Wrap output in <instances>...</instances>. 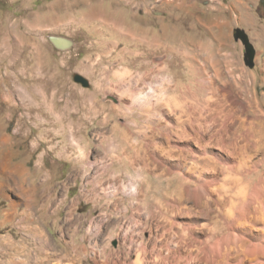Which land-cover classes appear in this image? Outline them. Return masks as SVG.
I'll return each mask as SVG.
<instances>
[{
    "label": "rangeland",
    "instance_id": "obj_1",
    "mask_svg": "<svg viewBox=\"0 0 264 264\" xmlns=\"http://www.w3.org/2000/svg\"><path fill=\"white\" fill-rule=\"evenodd\" d=\"M193 98L222 101L236 131L248 122L264 166L259 0H0V264H135L142 240L152 264L183 221L225 235L216 203L195 200L160 148Z\"/></svg>",
    "mask_w": 264,
    "mask_h": 264
},
{
    "label": "bare ground",
    "instance_id": "obj_2",
    "mask_svg": "<svg viewBox=\"0 0 264 264\" xmlns=\"http://www.w3.org/2000/svg\"><path fill=\"white\" fill-rule=\"evenodd\" d=\"M57 38L58 47H67L71 41L64 36ZM193 99L196 101L182 102L173 113L175 126L170 125L169 131L175 139L167 137L166 145L161 141L160 148L165 163L180 175L187 192L195 193L192 194L195 200L216 203L220 216L217 222L226 233L218 237L211 226L210 234L192 236V225L183 221L175 237L167 239L164 245L153 244L152 264H186L183 261L187 258L201 259L207 264H264V166L262 160L252 158L251 126L243 122L237 132L230 124L235 114L224 109L222 101ZM255 146L260 144L255 141ZM182 206L189 209L188 214L195 211L192 205ZM180 208L178 206L175 211L179 212ZM171 242L178 247L184 246L186 253L172 247ZM146 250L143 240L140 241L135 264H149ZM18 257L12 258L13 263H29V259Z\"/></svg>",
    "mask_w": 264,
    "mask_h": 264
},
{
    "label": "crops",
    "instance_id": "obj_3",
    "mask_svg": "<svg viewBox=\"0 0 264 264\" xmlns=\"http://www.w3.org/2000/svg\"><path fill=\"white\" fill-rule=\"evenodd\" d=\"M27 175L32 176V173L27 172ZM5 182H6V180H4V181L0 180V189H2L3 186H5L4 185ZM27 184H28L29 190H31V192L28 190V193L30 195L29 198H28V202L32 203V201H36L35 199L37 198V194H38V193H35L33 191L34 189H37V186H35V185H37V182H35L34 179H28ZM41 192H43V189H41ZM41 200L43 201L42 197H41ZM41 200H39L38 202H40ZM38 202L36 204L37 206H38ZM42 203H44V201ZM29 205L32 206V204H29ZM6 218L7 217H5V219ZM9 235L5 234V237L2 238V239H4V241L2 243H0L1 245L3 244L4 246H8V242L11 240L10 239L11 237H9ZM34 246H35L34 248L40 249V251L43 250L42 252H44V254H45V251H44L45 248H44L42 243L37 242V243L34 244ZM19 250H20V251H18L19 254H23V255H25V254L27 255V253L29 251V250H27L26 245H20V249ZM49 252H50V254L56 253V254H59L61 256H65V257H67L68 255L72 254L71 252H69V249L67 247H62V248H58V249L55 247V248H52V251H49ZM29 253H30V251H29ZM37 254H39V253H37ZM26 255H25V257H26Z\"/></svg>",
    "mask_w": 264,
    "mask_h": 264
},
{
    "label": "water",
    "instance_id": "obj_4",
    "mask_svg": "<svg viewBox=\"0 0 264 264\" xmlns=\"http://www.w3.org/2000/svg\"><path fill=\"white\" fill-rule=\"evenodd\" d=\"M57 36H59V35H50L49 36L50 41L53 43V45L55 47H58V43H59V39L57 38ZM54 37H56V38H54ZM74 79L76 81H80L84 86L88 85V80L79 74H76L74 76Z\"/></svg>",
    "mask_w": 264,
    "mask_h": 264
},
{
    "label": "trees",
    "instance_id": "obj_5",
    "mask_svg": "<svg viewBox=\"0 0 264 264\" xmlns=\"http://www.w3.org/2000/svg\"><path fill=\"white\" fill-rule=\"evenodd\" d=\"M259 1H260V3L264 4V0H259Z\"/></svg>",
    "mask_w": 264,
    "mask_h": 264
}]
</instances>
